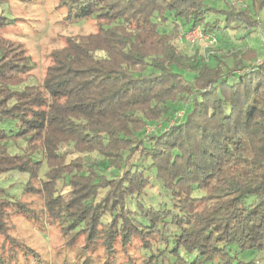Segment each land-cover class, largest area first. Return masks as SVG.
Here are the masks:
<instances>
[{"label":"trees","instance_id":"trees-1","mask_svg":"<svg viewBox=\"0 0 264 264\" xmlns=\"http://www.w3.org/2000/svg\"><path fill=\"white\" fill-rule=\"evenodd\" d=\"M7 2L0 177H27L19 195L0 180V264L25 250L10 234L17 215L56 226L75 264L113 263L134 241L137 254L117 262L259 264L264 65L254 48H230L226 29L256 27L264 0H60L66 19L98 29L51 50L37 82L23 44L2 36ZM195 27L214 50H184Z\"/></svg>","mask_w":264,"mask_h":264},{"label":"rangeland","instance_id":"rangeland-1","mask_svg":"<svg viewBox=\"0 0 264 264\" xmlns=\"http://www.w3.org/2000/svg\"><path fill=\"white\" fill-rule=\"evenodd\" d=\"M227 1L234 2V5L238 7H244L247 3H250V0H204L205 3L216 7L225 5L224 3ZM59 2L60 0H8L7 2V21H9V24L1 31L2 36L23 44L26 52L30 55L31 61L34 62L30 70L31 79L34 82L41 80L46 67L52 63L51 50L63 47L68 37L94 33L98 29V22L92 17L77 22L66 19V10L59 5ZM3 12L0 9V13ZM254 15L259 20L256 27H247L250 29L242 26L240 28H228L226 29V38L229 47L231 44L234 49L240 47L242 49L246 46L254 48L257 52V58L253 63L256 64V61L259 60V62H262L259 64L264 65V8L257 10ZM212 16L210 18H213ZM247 31L250 33L245 35L244 33ZM201 33L203 37L199 39L196 38L197 33L195 31H190V35H196L194 42L188 41L185 37L188 33L183 37V40L189 42L184 45V50L187 53H192L195 50L203 52L204 47L208 44H211L213 50L216 48L213 47L215 43H210L211 36L203 31ZM223 38L220 35L217 36V39L221 42ZM230 61L228 59L229 63ZM169 123L172 124L173 120L171 119ZM151 128L152 126L147 127L148 130ZM26 177L25 174L8 173L2 178L6 187L11 184L9 192L19 195ZM2 178L0 177V180ZM34 185H36V181ZM22 200L27 202V207L34 208V211H37L41 206L40 198L36 194L22 195ZM11 223L13 230L10 234L18 240L20 246L25 248L24 251L21 249L18 251L19 264H75L76 248H69L64 245V238L56 226L36 219L23 218L20 215L12 218ZM136 242L134 241L126 248L124 253L128 257L137 254ZM121 251L117 249L115 257L117 261L122 260L118 257L126 256ZM24 253L26 255H23ZM95 255L98 256L99 260H102L101 249L91 252V256L95 258ZM117 261L113 263L103 261L102 264H121ZM259 264H264V256L259 258Z\"/></svg>","mask_w":264,"mask_h":264},{"label":"built area","instance_id":"built-area-1","mask_svg":"<svg viewBox=\"0 0 264 264\" xmlns=\"http://www.w3.org/2000/svg\"><path fill=\"white\" fill-rule=\"evenodd\" d=\"M192 31L193 32L195 31L197 33V37H196V35L195 36L190 35V32H188V34L185 36L188 39V41L194 42L196 40V38L201 39L203 37V34L201 33L202 31L200 30L199 27L198 28H194ZM210 43H212V44L215 43V38L214 37L210 38ZM259 63H262V62H259V60H257L256 64H259ZM179 115H181V113H179Z\"/></svg>","mask_w":264,"mask_h":264}]
</instances>
